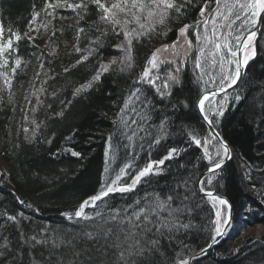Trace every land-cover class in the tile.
<instances>
[{"label":"trees","instance_id":"trees-1","mask_svg":"<svg viewBox=\"0 0 264 264\" xmlns=\"http://www.w3.org/2000/svg\"><path fill=\"white\" fill-rule=\"evenodd\" d=\"M48 2L0 0L2 39L11 37L14 46L18 47L20 58L25 62L21 69H17L15 76L8 73L12 80L11 91L7 87L0 98V160L9 169V174L0 178V237H8L12 249L24 256V264H29L30 256H35L37 260L48 259L46 252L41 256L39 247L29 252L22 243L21 232L31 236L42 229L47 230L45 234L50 237L63 234L64 239L73 238L79 251L85 253L79 258L81 264L84 261H88V264H108V260L97 251V244L82 236L85 222L78 224L70 221L62 213L75 210L83 200L101 190L105 167L115 176L121 167L131 164L132 168L127 169L129 175L120 181L122 184L130 183L138 168L162 157L166 148L187 146V151L165 162L162 175L145 178L134 192L110 194L105 198L108 207L103 202L97 203L105 215L113 211V206L131 213L135 201L143 203L146 197L151 198L154 193H160L163 197L178 182L182 184L188 181V187L194 190L195 195L191 201H186L191 211L181 218L185 223H190L191 228L179 234L181 239L171 243L163 241L164 255L156 258V264H170L173 257L183 256L185 259L200 251L208 245L210 235L214 234L212 230L217 205L213 207L212 199L203 197L198 191L197 179L208 164L203 158V148L188 146V133L195 129L199 133L198 138L208 136L197 111V101L205 89L220 87V68L218 65L210 66V60L205 62L201 59L198 49L202 44L197 38V32L203 35V22L214 18L215 0H195L184 17L189 25L198 27L189 28L193 52L178 75L180 83L173 84L167 79L174 70L173 63L168 61L151 70L155 87L147 82H138L140 74L149 67L147 60L157 46L178 40L180 25L173 23L166 35L158 34L157 29V33L133 42L135 65L131 72L122 73L113 65L107 72L101 73L100 81L94 83L89 91L79 95H74L75 88L91 80L99 71L100 64H108L112 59H116L119 64L123 53L116 45L121 42L122 33L119 36L109 33L103 37L96 30L94 21H98L99 16L93 11L94 6L88 8V15L84 18L75 14L80 9L73 12L59 8L53 19L45 12ZM199 5L211 11L201 17ZM75 17L78 19L77 28L68 24ZM239 23L236 21V24ZM44 25L50 26L51 32L48 42L41 46L37 38L44 36ZM207 26L209 29L212 27L211 23ZM80 27H84L85 32L78 35ZM54 30L55 36L52 35ZM17 33L23 37L18 45L15 41ZM97 39L104 41L97 55L77 65L76 61L81 56L96 47L93 41ZM75 47L82 51L75 52ZM256 52L239 87L214 98L216 105L223 104L227 109L225 117L215 128L232 146L234 156L219 174H211L216 179L209 190L215 189L226 196L234 207L235 215L224 240L194 264L264 262V234L257 239L246 237L243 242L233 244L244 230L258 224L264 225V25ZM35 56L42 60L48 70V77L40 83L41 103L35 116L39 129L34 137L31 134L33 138L29 140L20 132L14 135L13 120L15 102ZM11 58L8 57L9 68L14 66ZM195 60H201L206 74L202 73L201 68L195 67ZM6 71L0 68V73ZM205 81L208 83L205 84ZM165 84L170 87L165 88ZM136 88H140L151 101L152 119L141 122L145 131H138L137 138L130 144L114 121L118 119V109L135 93ZM157 88L161 92H157ZM168 92H171L170 96L166 95ZM236 95L241 96L240 101L234 100ZM136 107H140L139 103H136ZM61 110L64 112L63 117L57 115ZM129 116L135 118L134 113L130 112ZM161 123L164 124L165 138L160 145L149 147V141L160 134L158 128ZM132 127L135 128L136 124L132 123ZM204 147L214 156L218 144L209 136V142ZM66 149L75 150L81 155L73 157ZM211 175L204 181L207 182ZM85 211L94 216L97 209L89 207ZM6 215L17 216L19 225L7 221ZM88 230L91 231V227ZM21 248L24 249L23 253H20Z\"/></svg>","mask_w":264,"mask_h":264},{"label":"snow or ice","instance_id":"snow-or-ice-1","mask_svg":"<svg viewBox=\"0 0 264 264\" xmlns=\"http://www.w3.org/2000/svg\"><path fill=\"white\" fill-rule=\"evenodd\" d=\"M194 3L195 0H49L45 12L53 19L55 18L56 9L59 8L72 9L73 12L80 9V12H75V14L84 18L88 15V8L94 6L93 11L99 16V20L94 21L97 25L96 30L103 37H107L109 33L117 36L122 33L121 42L116 45L119 51L123 53L119 64L116 59L110 60L108 64H100L99 71L92 76L91 80L75 88L74 95L89 91L94 83L100 81L101 73L107 72L113 65H116L117 70L122 73L131 72L135 65L133 42L149 34L157 33V29H159L158 34L166 35L169 26L177 23L180 25L178 35L185 38V44L181 45V49L176 48L179 43V40H177L173 44L165 46L164 51L171 48L178 55L181 50L185 49V46L186 48H192L193 40L187 38L189 28L198 26L189 25L184 21V17L187 16ZM215 4L214 18L210 17L209 20L203 22V35L197 32V38L200 39L202 44L198 50L202 60L205 62L210 60V66H219L221 72L219 92L226 93L227 89L238 84L242 74L245 73L249 60L254 59L257 55L254 41L259 31L258 26L264 25V0H215ZM221 4H223V7H221ZM198 7L200 8L199 15L201 17L211 11L210 8L204 5ZM63 18L65 17H61V19ZM236 21H240V23L236 24ZM209 23L212 25L210 29L207 26ZM44 27L47 28V25H44ZM117 29H119V32H117ZM236 29H239V31H236ZM84 32V27L78 29V35ZM55 34L54 30L52 35L55 36ZM2 35V30H0V38H2ZM22 38L21 34H15L17 45ZM103 43L102 39L93 41L96 47L90 48L87 54L76 61V64L84 63L89 60L90 56L97 55V50L103 46ZM209 45L211 47H208ZM74 51L80 53L82 50L75 47ZM159 51V49L156 50L147 60L149 67L138 77L139 83L147 82L155 87V80L151 79V70L157 68V53ZM13 53H16V55L13 56ZM186 56L187 52L185 51ZM228 56L231 59H228ZM8 57H12L14 60V66L10 68ZM97 59H99V56H97ZM172 62L168 61V63ZM22 63L25 62L20 58L18 47L14 46L13 39L11 37L6 40L0 39V68L7 70L0 73V75L5 76V83L9 91H11L12 80L8 77V73L10 72L12 76H15L17 69H21ZM75 66L73 65V67ZM195 67L201 68L202 73H204L201 60H195ZM67 71L68 69L65 68V72ZM179 71V68L175 69L176 73H179ZM167 79L173 84L180 83L178 75L170 74ZM207 83L208 81H205V84ZM164 87L168 88L170 85L165 84ZM156 91L161 92V89L157 88ZM166 95L170 96L171 92L166 93ZM217 95L216 91L209 94L205 89V94L197 101L202 119L209 126L218 125L221 119L225 117L227 110L223 104L216 105L214 103V98ZM234 100L240 101L241 96L236 95ZM227 102V97H225V103ZM136 103H139V108L136 107ZM150 106L151 101L147 99L146 94L140 88H136L135 93H132L123 102L122 107L118 109V119L114 123L130 144L137 138L138 131H145L141 122L152 119ZM130 112L135 114V118L129 116ZM57 115L63 117V110ZM130 121L136 124L135 128L132 127ZM32 124L35 125V129L32 130L34 137L39 125L36 124L35 120L32 121ZM24 131L27 133L30 129L25 128ZM158 131L160 134L149 141V147H152L153 144L160 145L165 138L163 123L159 125ZM33 137H28V139L31 140ZM188 137V146L194 145L196 148H203V158L207 160L209 173H218L219 170L223 169L225 162L232 159V151L227 140L218 132L211 137L218 144L214 156L207 147H204L208 141H202L201 138H198L199 133L195 129L188 133ZM110 139L109 147L111 148ZM48 142L51 143V141ZM66 151L70 152L73 157L81 155V153L72 149H66ZM182 151H187V146L183 149L180 147L166 148L162 157L147 163L142 168H138L130 183L122 184L120 181L123 177L129 175L127 169L132 168L131 164L121 167L115 176H112L109 168L105 167L104 183L101 190L83 200L75 210L63 212L62 215L78 224L82 221L85 222L82 236L97 244V251L100 252L101 257L108 260V264H156V258L164 255L163 241L167 240L171 243L174 240L181 239L182 237L179 234L187 232L191 228V224L185 223L181 218L185 213L191 211L186 201H191L195 195L194 190L188 187V181H184L182 184L178 182L163 197L160 193H154L151 198L146 197L143 203L139 200L135 201L131 213L113 206V211L105 215L104 212L99 210L97 202H103L104 206L108 207V201L105 198H108L110 194L134 192L137 185L144 182L145 178L162 175L165 162L173 160ZM214 179H216V176L211 175L207 182L204 180L199 181V191L212 199L213 207H216V202L224 206L223 212L220 208L216 210L212 230L214 234L209 237L208 247L215 245L218 239L223 238L232 223V206L229 201L209 190ZM174 203L176 206H173ZM89 207L97 209L94 216L85 211ZM6 220L19 225L17 216L6 215ZM89 227H91V231L88 230ZM46 232L47 230L42 229L41 232L31 236H25L21 232L22 243L29 252L39 247L42 250L41 256L44 252L48 256L47 260H37L35 256H30L29 264H81L79 258L83 257L85 253L79 251L73 243V238L64 239L63 234L50 237L45 234ZM0 239H2V242H0V264H24V256L12 249L8 237L4 235ZM23 251L24 249L21 248L20 253H23ZM206 251V248L200 249L202 253H206ZM83 264H88V261H84ZM170 264H189V260L184 259L183 256L173 257Z\"/></svg>","mask_w":264,"mask_h":264},{"label":"rangeland","instance_id":"rangeland-1","mask_svg":"<svg viewBox=\"0 0 264 264\" xmlns=\"http://www.w3.org/2000/svg\"><path fill=\"white\" fill-rule=\"evenodd\" d=\"M70 10L73 11L72 9H70ZM77 21H78V19L75 17L74 19L70 20L68 22V24L73 25L75 28H77ZM50 32H51L50 26H47V28H44V36L37 38V42L39 45L43 46L46 44V42H48L47 39H48V35H50ZM187 38L190 39L189 36ZM0 39H2V38H0ZM178 40H179V43L176 45V48L181 49V45L185 44V38L179 36ZM173 43L174 42L163 43V44H160L157 46V48L155 49V52L158 49L160 50L157 53V57H158L157 65L161 64L164 61L165 62L166 61H173L172 63L174 65V68H173L174 70L172 71L171 74L179 75L181 68L187 62L190 55L192 54L193 47L192 48H186V46H185V49L181 50L178 55L171 48H169L167 51L163 50L165 46L171 45ZM210 47H211V45H210ZM256 48H257V46H256ZM185 51L187 52L186 57H185ZM229 59H231L230 56H229ZM251 60L252 59L249 60V63L251 62ZM176 68L180 69L179 73L175 72ZM24 77H26L25 83L22 84V86L20 88V94H19V96L15 102V116H14V120H13V126H14V135L18 134V132H20L24 138L28 139V137H30L31 134L33 133L32 130L35 129V125L32 124V121L33 120L36 121L35 116H36V111L38 109L37 107L41 103V91H40L41 85H40V83L48 77V70L45 68V66H44L42 60L39 58V56H35V58L31 62V65H30L28 72L26 73V75ZM6 88H7V85L5 83V79H4L3 75H0V98L5 94ZM25 128L30 129V131L26 133L24 131ZM209 136H211L210 133L208 134V136L205 135L204 137H202V140H207L209 142ZM231 148H232V146H231ZM232 150H233V148H232ZM233 156H234V150H233ZM6 174H9L8 166L3 161L0 160V178L5 176ZM216 205H217V208H219L217 203H216ZM223 210H224V208H223ZM223 210H221V211L223 212ZM234 215H235V210H234ZM262 234H264V225L258 224L252 228L244 230L241 233V235H239L236 238V240L234 241L233 244L243 242L246 239V237H253V238L257 239ZM188 257H186L185 259H187ZM258 264H264V262L260 261Z\"/></svg>","mask_w":264,"mask_h":264},{"label":"water","instance_id":"water-1","mask_svg":"<svg viewBox=\"0 0 264 264\" xmlns=\"http://www.w3.org/2000/svg\"><path fill=\"white\" fill-rule=\"evenodd\" d=\"M258 27H259V31H258V34H257V38H256V40L254 41L255 46H257V43H258V41H259V38H260V35H261V32H262V27H263V25H260V26H258ZM248 65H249V63H248ZM247 68H248V66H247ZM247 68L245 69V73L242 74L241 80L238 82V84L235 85L233 88H229V89H227V92H226V93H221V92H219V88H213V89L207 90L208 93L210 94L211 92L216 91V92L218 93V95H217L216 97H220V96L226 95V94H228V93L234 91V90L237 89V88L239 87V85L242 83V81H243V79H244V77H245V74H246V70H247ZM204 94H205V91L202 93V95L200 96V98H202V96H203ZM206 103H207V102H206ZM197 111H198V114H199V116H200V119L202 120L203 124L206 126V128H207L208 132L211 134V136H213L214 133H217L218 130L215 128V126H209V125H208V124L202 119V116H201V114H200V112H199L198 107H197ZM218 133H219V132H218ZM219 134H220V133H219ZM228 144H229V143H228ZM229 147H230V149H231V151H232V158H233V150H232L230 144H229ZM231 160H232V159H231ZM231 160H227V161L225 162V165H224L223 169L226 167V165H227ZM223 169L219 170V172L216 173V174H219ZM211 174H212V173H209V172H208V166H207L206 169H204V171L200 174V176H199L198 179H197V188H198V191H199V181H200V180H204L207 176H209V175H211ZM137 186H138V185H137ZM211 191H213V193H214L215 195H219L220 197H222V198H224V199H226V200L229 201V203H230L231 206H232L231 215H232V223H233V218H234V207H233L232 203L230 202V200H229L226 196H224V195L218 193L215 189H211ZM199 192H200V191H199ZM200 194H201L203 197L209 198V197H207V196H206L204 193H202V192H200ZM210 199H211V198H210ZM216 203L218 204V202H216ZM219 208H220L221 210H223L224 206L219 205ZM232 223H231V225H232ZM231 225H230V227H231ZM230 227H229V228H230ZM229 228L227 229L226 234H227ZM226 234H225V236H226ZM225 236H224L223 238H221V239H218V241H217V243H216L215 245H213V246H211V247H208V245H207V246L205 247V248L207 249L206 253H202V252L198 251V252L194 253L193 255L189 256V257L187 258V259L189 260V264H193L196 260H198V259H200V258H202V257H204V256H206V255H208L209 252H210L214 247H216L217 245H219V244L224 240Z\"/></svg>","mask_w":264,"mask_h":264},{"label":"bare ground","instance_id":"bare-ground-1","mask_svg":"<svg viewBox=\"0 0 264 264\" xmlns=\"http://www.w3.org/2000/svg\"><path fill=\"white\" fill-rule=\"evenodd\" d=\"M218 88H220V87H218ZM208 90H210V89H208ZM216 98V97H215ZM207 104V103H206ZM218 207H219V203H218ZM205 248V247H204ZM205 257V256H204Z\"/></svg>","mask_w":264,"mask_h":264}]
</instances>
